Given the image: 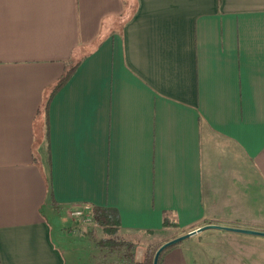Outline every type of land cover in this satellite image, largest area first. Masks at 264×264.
I'll list each match as a JSON object with an SVG mask.
<instances>
[{
  "label": "crops",
  "instance_id": "crops-1",
  "mask_svg": "<svg viewBox=\"0 0 264 264\" xmlns=\"http://www.w3.org/2000/svg\"><path fill=\"white\" fill-rule=\"evenodd\" d=\"M94 206L264 231V0H0V264H93L57 216ZM243 260L264 236L208 229L160 264Z\"/></svg>",
  "mask_w": 264,
  "mask_h": 264
},
{
  "label": "trees",
  "instance_id": "trees-1",
  "mask_svg": "<svg viewBox=\"0 0 264 264\" xmlns=\"http://www.w3.org/2000/svg\"><path fill=\"white\" fill-rule=\"evenodd\" d=\"M77 64L69 65L66 72L62 75V77L54 84L51 95L48 97L47 101L44 105V112L47 113L48 107L51 101L52 96L54 93L62 87L71 74L75 71ZM91 219L92 222L95 223L102 229L104 233L100 240L98 241V245L104 249V257L105 260L103 264L107 261L110 262L111 258L117 262H121L123 264H153L154 263V256L157 249L165 242L171 240H166L162 243L156 245H148L145 247V256L143 261H137V251L139 247H143V245L135 241L134 239H130L120 232V217L119 213L116 209L112 208H103L94 206L92 208ZM165 225L170 227H176L175 224L165 222ZM175 238V237H173ZM172 238V239H173ZM173 247V246H172ZM172 247L167 248L160 256L159 264L162 261L163 255ZM115 254V255H111ZM112 264V263H111Z\"/></svg>",
  "mask_w": 264,
  "mask_h": 264
},
{
  "label": "rangeland",
  "instance_id": "rangeland-1",
  "mask_svg": "<svg viewBox=\"0 0 264 264\" xmlns=\"http://www.w3.org/2000/svg\"><path fill=\"white\" fill-rule=\"evenodd\" d=\"M65 211L61 215L57 216V220L60 221V228L67 234L64 238L66 251L72 253L77 262H83L84 260H90L93 264L102 263L105 260L104 249L98 245V241L104 236L102 229L95 223H85L82 226H77L72 223L69 217H67ZM59 214V213H55ZM171 229V231H163L156 234H137L131 235L130 238L141 244L156 245L166 240L178 237L183 234ZM67 256H72L68 255ZM245 264H251L248 260H243Z\"/></svg>",
  "mask_w": 264,
  "mask_h": 264
},
{
  "label": "water",
  "instance_id": "water-1",
  "mask_svg": "<svg viewBox=\"0 0 264 264\" xmlns=\"http://www.w3.org/2000/svg\"><path fill=\"white\" fill-rule=\"evenodd\" d=\"M208 229H217V230H226V231H233L238 233H245V234H251V235H260L264 236V231L260 230H254V229H246V228H238V227H232V226H224L219 224H207L202 227L196 228L194 230H191L183 235H180L178 237H175L165 243H163L156 251L154 256V263L153 264H159V259L163 251H165L167 248L172 247L176 244H179L180 242L184 241L185 239L196 235L197 233H201ZM137 261H142V249H139L137 252Z\"/></svg>",
  "mask_w": 264,
  "mask_h": 264
},
{
  "label": "built area",
  "instance_id": "built-area-1",
  "mask_svg": "<svg viewBox=\"0 0 264 264\" xmlns=\"http://www.w3.org/2000/svg\"><path fill=\"white\" fill-rule=\"evenodd\" d=\"M68 217L77 226H82L85 223L92 222L91 215L88 214L85 209L81 208L71 209V211L68 213Z\"/></svg>",
  "mask_w": 264,
  "mask_h": 264
}]
</instances>
